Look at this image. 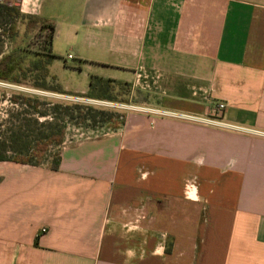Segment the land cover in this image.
<instances>
[{
	"label": "crops",
	"instance_id": "obj_1",
	"mask_svg": "<svg viewBox=\"0 0 264 264\" xmlns=\"http://www.w3.org/2000/svg\"><path fill=\"white\" fill-rule=\"evenodd\" d=\"M18 6L156 102L57 170L0 162V264H264V0ZM218 103L236 129L204 123Z\"/></svg>",
	"mask_w": 264,
	"mask_h": 264
},
{
	"label": "rangeland",
	"instance_id": "obj_2",
	"mask_svg": "<svg viewBox=\"0 0 264 264\" xmlns=\"http://www.w3.org/2000/svg\"><path fill=\"white\" fill-rule=\"evenodd\" d=\"M18 2L19 0H2L1 3L18 4ZM27 24L28 21L19 20L17 22L18 31L13 38L3 35L2 30H0V60L6 55H11L14 61L19 63L18 70L15 72L18 83L0 81V143L5 144L8 158L14 157L19 150L32 149L37 136L42 133H45L44 135L49 134L56 125L51 115L53 105L79 104L91 106L113 113L112 121L120 122L128 112L136 110L138 107L147 108L148 105L155 104L156 99L147 93L133 90L118 83H110L109 85L105 82L96 83L97 90L93 95L110 98L111 101L53 92L51 89L57 85H60L67 93L79 96L89 92V83L94 76L88 75L85 68L82 69L81 61L78 59L82 54V44L68 43L64 39H58L52 42L50 51L47 43L50 34L48 24L43 21L39 22L32 31L26 32ZM50 53L56 56L53 62L49 60ZM46 72L48 74L44 77ZM52 77L55 79L53 80ZM79 90H86L87 93H72ZM14 98H19V103H14L12 101ZM22 98H29L33 103L35 100L44 103L40 110L44 111L47 116L45 118L38 117L33 109L25 108L20 103ZM27 120L32 122L29 123L28 127L24 126L20 132V126L24 125ZM33 121H36V124ZM41 123L48 125L40 127ZM64 123V143L115 131L111 123L95 127L89 126V123L76 124L67 120H64ZM12 133L21 135V144L20 142L11 144L10 135ZM60 149L51 145L41 159H34L33 162H41L40 166H51Z\"/></svg>",
	"mask_w": 264,
	"mask_h": 264
},
{
	"label": "trees",
	"instance_id": "obj_3",
	"mask_svg": "<svg viewBox=\"0 0 264 264\" xmlns=\"http://www.w3.org/2000/svg\"><path fill=\"white\" fill-rule=\"evenodd\" d=\"M19 20L28 21L26 26V32H30L34 29L35 25L39 22L46 21L39 19L34 16H25L20 12L19 6L15 3H0V30H2L3 35H7L9 38H13L17 31V22ZM48 24L49 29V37L47 40L48 48L50 50L55 28L52 24ZM56 56L49 54V60L55 59ZM18 64L14 61L11 55H6L2 57L0 60V81L6 83H18L17 76L15 72L18 70ZM47 72L44 73V77L47 76ZM54 80L55 77H52ZM105 82L107 85L110 83H114L112 80H103L101 78L92 77L89 83V92L86 95H75L71 93H67L62 89L60 85L55 86L51 89L53 92L63 95L88 98V99H98V100H108L111 101L110 98L104 97H95L93 94L97 90L96 83ZM127 87H130L128 84H121ZM131 88V87H130ZM14 103H19V98H14L12 100ZM20 102L25 106V108L33 109L38 117L45 118L47 114L40 110V107L44 105V103L35 100L34 103L29 98H22ZM51 115L53 116L56 125L52 128L48 135H44L42 133L40 136H37L36 141L34 142V147L32 149L19 150L15 153L14 157L8 158L6 156L5 144L0 143V162H12L21 165H29V166H40L41 162L35 161L34 159H41L43 154L47 151L48 147L51 145H55L56 148L60 149L65 141V123L64 120L69 121L70 123L76 124H85L89 123V126H103L104 124L111 123L113 124V129H119L125 122V116L120 122H113L114 114L109 113L107 111L96 109L91 106L72 104V105H53V109L51 111ZM32 121H25L24 125L20 126V132L23 130L24 126L28 127L29 123ZM36 124V121H33ZM113 122V123H112ZM47 123H41L40 127H46ZM11 144H16L20 142L21 144V135L17 133H12L10 135ZM24 142V141H23ZM22 142V145L24 144ZM60 163V156L58 153L57 158L53 161L51 165L52 170H57Z\"/></svg>",
	"mask_w": 264,
	"mask_h": 264
},
{
	"label": "built area",
	"instance_id": "obj_4",
	"mask_svg": "<svg viewBox=\"0 0 264 264\" xmlns=\"http://www.w3.org/2000/svg\"><path fill=\"white\" fill-rule=\"evenodd\" d=\"M1 2H2V0H0V3ZM224 108H225V105L223 103L215 104L211 109V114H212L211 117L204 119L203 120L204 123L214 125L217 127L226 128V129H236L237 127L222 123L221 115H222ZM192 119H194V118H192Z\"/></svg>",
	"mask_w": 264,
	"mask_h": 264
},
{
	"label": "clouds",
	"instance_id": "obj_5",
	"mask_svg": "<svg viewBox=\"0 0 264 264\" xmlns=\"http://www.w3.org/2000/svg\"><path fill=\"white\" fill-rule=\"evenodd\" d=\"M128 255L129 256H132V255H134V253H132L131 251H129Z\"/></svg>",
	"mask_w": 264,
	"mask_h": 264
},
{
	"label": "water",
	"instance_id": "obj_6",
	"mask_svg": "<svg viewBox=\"0 0 264 264\" xmlns=\"http://www.w3.org/2000/svg\"><path fill=\"white\" fill-rule=\"evenodd\" d=\"M17 6H18V4H17Z\"/></svg>",
	"mask_w": 264,
	"mask_h": 264
}]
</instances>
